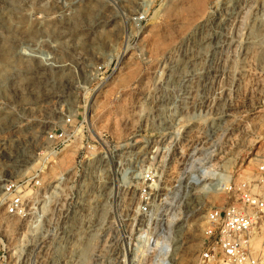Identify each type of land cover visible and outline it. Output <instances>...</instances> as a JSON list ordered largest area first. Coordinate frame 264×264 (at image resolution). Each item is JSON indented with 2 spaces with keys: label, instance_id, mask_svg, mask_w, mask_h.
Listing matches in <instances>:
<instances>
[{
  "label": "rangeland",
  "instance_id": "1",
  "mask_svg": "<svg viewBox=\"0 0 264 264\" xmlns=\"http://www.w3.org/2000/svg\"><path fill=\"white\" fill-rule=\"evenodd\" d=\"M7 47L32 69L0 81V195L24 180L29 207L0 209V264H196L207 212L237 201L264 154V0H0ZM95 64L109 68L103 82ZM93 93L88 126L111 142L95 151L110 160L49 203L82 143L50 167L45 132L67 107L87 114ZM192 154L218 174L196 184ZM131 162L157 175L146 220L141 180L120 174ZM143 223L167 236L166 260L124 258Z\"/></svg>",
  "mask_w": 264,
  "mask_h": 264
},
{
  "label": "built area",
  "instance_id": "2",
  "mask_svg": "<svg viewBox=\"0 0 264 264\" xmlns=\"http://www.w3.org/2000/svg\"><path fill=\"white\" fill-rule=\"evenodd\" d=\"M143 18H138V21ZM108 69L105 64H95L91 70L93 82L106 80ZM86 117V112H82L80 108L67 107L61 113L59 122L45 132L46 149L42 158L50 167L57 166L59 162L65 160L63 153L67 147L82 143L77 150L73 166L67 172H60L54 185L51 186L50 195L47 197L49 203L54 198L60 197L63 191L61 186L67 180L76 178L81 173L84 174L87 168L99 169V164L96 163L99 160H110L106 153L98 155L95 152L97 143L104 149L111 144L109 140L103 135L93 139L85 136L92 133ZM193 159H195L194 154H192ZM40 171L43 172V169ZM120 174L123 179L136 177L141 180L140 189L144 200L139 211L145 218L143 220H146L152 214L150 199L153 184H156L157 179L154 169L151 167L137 169V166L131 162L129 166L122 168ZM26 186L24 180H6L2 184L0 209L6 205L7 214L26 215L29 207L28 198L24 193ZM204 235L196 264H264V154L257 161L252 179L239 188L237 201L225 208H211L207 212ZM128 237L127 246L124 247L126 260L151 258L159 262L160 250L169 251V247L165 244H161L154 251L147 242L138 239L136 235Z\"/></svg>",
  "mask_w": 264,
  "mask_h": 264
},
{
  "label": "bare ground",
  "instance_id": "3",
  "mask_svg": "<svg viewBox=\"0 0 264 264\" xmlns=\"http://www.w3.org/2000/svg\"><path fill=\"white\" fill-rule=\"evenodd\" d=\"M48 26H49V24H48ZM8 48L9 47H7V49L6 48L3 49L1 54H0V81L5 83L6 79H8L9 75L13 71H17V73H18V75H17L18 79L16 81H20L23 78L26 79L27 78L26 76H28V73H29L27 71L28 70L30 71V69H32V65L23 62V59H21V58H15L13 55L10 54L11 47H10V49H8ZM24 54H26L28 56L39 57V55L37 53H35L33 51H30V50L25 51ZM23 65H24V69H27V70H21ZM95 98H96V93H93L92 96L90 97V100H89L90 103H89V106L87 107L88 110H86L87 111L86 115H88V120H89V117L91 116V111H92V107L94 106ZM88 123H89V126L92 128V126L90 125V124H92V123H90V120H89ZM92 132L97 138L100 137L99 135H101V134H99V132H96L94 129H92ZM197 166H198V170L196 169ZM193 168H195L196 170L194 171ZM192 170H193V172H192V180L196 184L198 182H201L202 180L208 178V177H214L215 175L218 174L216 168L214 167V164H211L209 162L208 163H206V162L203 163L202 159L199 158V157H196L195 159L192 160ZM220 175H222V174H220ZM229 180H230V176L227 175L224 178V182L225 183H224L223 187H225L228 184ZM154 185L155 184H153V186ZM204 186H207V185H204ZM144 226H147V225L144 224V223L141 224V226H140V228H139V230L137 232L136 237L138 239H140V240L142 239L145 242H147V244L150 246V248H152V250H154V251L157 250L158 247L161 244H165L166 246H168L169 247V251H170V243H169L168 238H167L166 235L164 236L163 234H159V235L157 234L158 235L157 237H155L154 235L147 236L148 229L147 228H143ZM140 229L144 231V234L143 233L141 234V230ZM169 251L160 250L159 261L166 260V256H167ZM161 263L163 264L164 262H161Z\"/></svg>",
  "mask_w": 264,
  "mask_h": 264
}]
</instances>
